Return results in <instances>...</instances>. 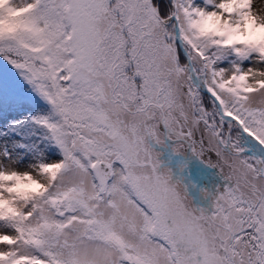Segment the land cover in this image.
<instances>
[{
  "label": "snow or ice",
  "instance_id": "obj_1",
  "mask_svg": "<svg viewBox=\"0 0 264 264\" xmlns=\"http://www.w3.org/2000/svg\"><path fill=\"white\" fill-rule=\"evenodd\" d=\"M0 264H264L254 0H0Z\"/></svg>",
  "mask_w": 264,
  "mask_h": 264
},
{
  "label": "rangeland",
  "instance_id": "obj_2",
  "mask_svg": "<svg viewBox=\"0 0 264 264\" xmlns=\"http://www.w3.org/2000/svg\"><path fill=\"white\" fill-rule=\"evenodd\" d=\"M254 10L257 12L264 11V0H254Z\"/></svg>",
  "mask_w": 264,
  "mask_h": 264
}]
</instances>
